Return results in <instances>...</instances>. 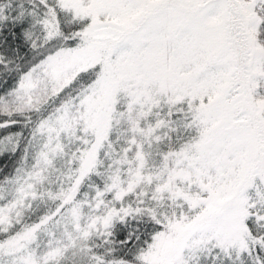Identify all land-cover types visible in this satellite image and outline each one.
<instances>
[{
  "label": "snow or ice",
  "instance_id": "obj_1",
  "mask_svg": "<svg viewBox=\"0 0 264 264\" xmlns=\"http://www.w3.org/2000/svg\"><path fill=\"white\" fill-rule=\"evenodd\" d=\"M0 264H264V0H0Z\"/></svg>",
  "mask_w": 264,
  "mask_h": 264
}]
</instances>
